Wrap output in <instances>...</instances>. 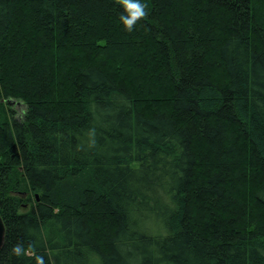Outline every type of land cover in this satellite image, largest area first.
<instances>
[{
	"label": "trees",
	"instance_id": "1",
	"mask_svg": "<svg viewBox=\"0 0 264 264\" xmlns=\"http://www.w3.org/2000/svg\"><path fill=\"white\" fill-rule=\"evenodd\" d=\"M141 2L0 0V264H264V0Z\"/></svg>",
	"mask_w": 264,
	"mask_h": 264
},
{
	"label": "clouds",
	"instance_id": "2",
	"mask_svg": "<svg viewBox=\"0 0 264 264\" xmlns=\"http://www.w3.org/2000/svg\"><path fill=\"white\" fill-rule=\"evenodd\" d=\"M116 3L122 6L123 12L119 19L123 24L124 28L128 32H132L138 21L142 20L147 16V4L142 3L141 0H116ZM12 253L16 256L26 254L22 245L17 244L12 248ZM36 264H45L42 256L35 257Z\"/></svg>",
	"mask_w": 264,
	"mask_h": 264
},
{
	"label": "rangeland",
	"instance_id": "3",
	"mask_svg": "<svg viewBox=\"0 0 264 264\" xmlns=\"http://www.w3.org/2000/svg\"><path fill=\"white\" fill-rule=\"evenodd\" d=\"M12 105L19 115L25 110V105L21 101L12 100Z\"/></svg>",
	"mask_w": 264,
	"mask_h": 264
},
{
	"label": "water",
	"instance_id": "4",
	"mask_svg": "<svg viewBox=\"0 0 264 264\" xmlns=\"http://www.w3.org/2000/svg\"><path fill=\"white\" fill-rule=\"evenodd\" d=\"M4 234H5V224H4L3 219L0 215V249L3 245Z\"/></svg>",
	"mask_w": 264,
	"mask_h": 264
}]
</instances>
